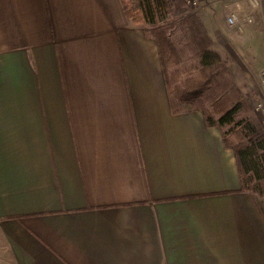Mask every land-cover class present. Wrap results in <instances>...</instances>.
I'll return each mask as SVG.
<instances>
[{
  "label": "crops",
  "instance_id": "crops-1",
  "mask_svg": "<svg viewBox=\"0 0 264 264\" xmlns=\"http://www.w3.org/2000/svg\"><path fill=\"white\" fill-rule=\"evenodd\" d=\"M195 10L264 88V0L240 26ZM148 29L121 0H0V264H264L234 155L171 108Z\"/></svg>",
  "mask_w": 264,
  "mask_h": 264
},
{
  "label": "trees",
  "instance_id": "trees-1",
  "mask_svg": "<svg viewBox=\"0 0 264 264\" xmlns=\"http://www.w3.org/2000/svg\"><path fill=\"white\" fill-rule=\"evenodd\" d=\"M174 0H121L128 19L149 26L146 34L156 42L163 72L166 74L171 108L184 110L183 104L197 110L196 99L203 90L215 87L224 93L234 85L228 59L213 49L201 18L195 13L182 17L169 26H158L166 16L184 11L175 9ZM191 59L198 77H187L171 85L168 67ZM235 92H237L235 90ZM182 105V106H181ZM218 106V110L216 109ZM215 107V108H214ZM215 117L201 110L208 127H218L224 146L234 155L242 190L247 191L264 218V126L254 118L244 99L233 104L226 97L213 106ZM231 136H235L233 140Z\"/></svg>",
  "mask_w": 264,
  "mask_h": 264
},
{
  "label": "rangeland",
  "instance_id": "rangeland-1",
  "mask_svg": "<svg viewBox=\"0 0 264 264\" xmlns=\"http://www.w3.org/2000/svg\"><path fill=\"white\" fill-rule=\"evenodd\" d=\"M173 4L176 10L181 9L184 12L181 14H175V12L171 11V13H169L166 16L165 20L160 22L158 26L166 27L169 26L170 24L177 23L182 17L188 14L195 13L196 15H198L195 8L192 5L187 4L186 0H174ZM213 49L215 48L213 47ZM227 62L229 66V61ZM229 69L232 78L234 80L233 87H231L229 90H227L224 93L220 92L215 87L206 88L201 92V94L198 96V98L195 101V104L197 105L196 109L199 110L200 112L203 109L209 112L210 114H212L213 116L217 117L218 114L214 113L215 107L213 108V106H215V104L218 101H221V99L226 97V99H228L230 103L233 104L234 102L242 98L250 107V110L252 111L254 118L258 121L259 124L264 126V88L261 87V84H259L258 79H257L258 86H255V88H251V89L249 87H246L245 86L246 83L243 80H241L240 77H238L237 75L236 76L233 75L230 66ZM168 71H170L169 80L171 85L180 84L183 79L190 76L198 77L197 67L195 66V62L191 59L183 60L177 66L175 65L169 66ZM235 90L237 92H235ZM258 104H262V105L259 110H256ZM183 108L184 110L191 109V107L187 104L185 105L183 104ZM216 109L218 110V106H216ZM231 137L233 140L235 139V136H231Z\"/></svg>",
  "mask_w": 264,
  "mask_h": 264
},
{
  "label": "built area",
  "instance_id": "built-area-1",
  "mask_svg": "<svg viewBox=\"0 0 264 264\" xmlns=\"http://www.w3.org/2000/svg\"><path fill=\"white\" fill-rule=\"evenodd\" d=\"M187 4L197 7V0H186ZM222 5L226 23L229 26H240L242 24H251L253 15L250 8L257 7V0H216ZM264 85V78L262 79ZM262 104H258L256 110L261 108Z\"/></svg>",
  "mask_w": 264,
  "mask_h": 264
}]
</instances>
